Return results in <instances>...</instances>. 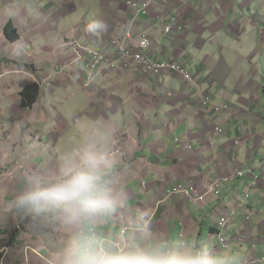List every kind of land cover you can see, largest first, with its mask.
I'll return each instance as SVG.
<instances>
[{
	"label": "crops",
	"instance_id": "obj_1",
	"mask_svg": "<svg viewBox=\"0 0 264 264\" xmlns=\"http://www.w3.org/2000/svg\"><path fill=\"white\" fill-rule=\"evenodd\" d=\"M252 6V0H158L147 15L138 16L134 35L150 36L154 57L186 67L205 89L207 80H223L214 94L231 111L218 118L225 135L215 137L211 115L200 110L201 94L193 96L180 77L157 78H166L160 84L126 72L106 77L105 89L80 111L98 112L96 121L111 129L88 135L104 137L96 148L100 157L111 158L108 150L118 141L121 145L120 158L100 168L118 201L112 214L89 225L101 243L194 249L213 264H264V228L258 231L259 224L241 232L248 211L232 209L240 196L250 195L245 206L255 208L256 222L264 224V184L260 191L251 186V171L264 181V29ZM89 7L106 15L100 28L111 37L117 24L128 25L135 16L125 0H90ZM179 21L184 23L182 32L164 34L163 27ZM254 77L263 82L251 81ZM238 139L242 148L235 145ZM237 171L245 172V178L223 186V196L205 205L168 197L180 185L205 192ZM4 187L0 183V264H52L53 254L74 233L54 219L44 227L34 223L20 229L21 218L28 217L5 205ZM227 207L229 215L236 212L231 217L234 238L230 250H221L217 231Z\"/></svg>",
	"mask_w": 264,
	"mask_h": 264
},
{
	"label": "rangeland",
	"instance_id": "obj_2",
	"mask_svg": "<svg viewBox=\"0 0 264 264\" xmlns=\"http://www.w3.org/2000/svg\"><path fill=\"white\" fill-rule=\"evenodd\" d=\"M252 1L254 18L264 29V0ZM89 3L90 0H0V183L5 186L3 189L5 197L2 199L5 205H12L15 215L28 217L21 218L20 229L31 227L34 222L25 211L16 207L18 197L37 185L51 186L61 182L69 169L74 171L81 169L87 156L100 157V152L96 148L99 145L98 141L104 137L88 135H91L92 131L103 132L111 129L108 125L96 121L98 112L83 115L80 112L81 108L97 99L108 84L105 79L109 74L130 73L123 70L120 63L118 64L117 59L122 56L118 54V49L112 42L126 41V35L130 32L132 42L128 41V44L131 49L137 51L135 43L140 35L145 34L134 35L138 17L133 14L126 27L117 24L116 34L111 37V34L100 28L102 22L107 20L106 15L101 10L89 7ZM127 3L128 0H125V5L130 10ZM179 23L177 33L185 28L182 21ZM10 24L11 27L8 28ZM97 52H101L104 58L108 56V60H115L119 65L118 69L108 74L92 72V54ZM185 69L189 71L186 67ZM132 74L152 78L151 80L157 84L169 76L180 77L186 87L194 92L193 96L196 95V91L197 95L201 94L200 110H208L211 115L212 135L215 137L225 135V130L218 125V118L222 113L231 111L230 106L220 102L218 104L214 94L219 83L222 87L223 80H207L205 89V83H200L195 76L194 82L189 84L179 74H167L169 76L165 75L167 77L163 81H157L154 76ZM251 81L262 83L264 79L260 81L254 77ZM231 82L235 83L236 80ZM28 86L40 90L39 98L34 105L26 103L24 105L21 102V93ZM164 91L171 95L168 89L164 88ZM205 99L211 100V106L204 105ZM262 106L260 112H264ZM225 107L229 108L225 110ZM215 108L222 110L217 113ZM256 118L261 120V116ZM217 128H221L224 134L218 135L215 132ZM177 141L181 142L178 139ZM243 144L242 139L235 142L237 147ZM120 149L118 141V144H113L108 150L111 151L109 154L111 158L107 159L110 166L120 158ZM97 172L105 180L100 168ZM251 172V186L260 191V184L263 185L264 181L262 182L258 174ZM261 199H264L263 196ZM251 200L250 195L240 196L235 206L231 207L237 213L243 210L248 211L247 215L251 213L252 223L248 226L249 222L247 218L245 219L243 225L245 231L241 230L244 233L250 229L249 227L256 228L259 224L258 231H261V227L264 228V224L256 222L258 220L255 217L256 209L251 210L245 206L250 205ZM226 210L229 208H225V213L229 215ZM236 212L229 215L230 222L226 228V233L230 234V248L224 249L219 246L221 250L231 249L234 238L231 217L233 213L235 217ZM10 213L13 214L11 211ZM217 234L219 238L222 236L219 227ZM250 246L256 245L252 243ZM40 250L37 247L35 253L40 255Z\"/></svg>",
	"mask_w": 264,
	"mask_h": 264
},
{
	"label": "clouds",
	"instance_id": "obj_3",
	"mask_svg": "<svg viewBox=\"0 0 264 264\" xmlns=\"http://www.w3.org/2000/svg\"><path fill=\"white\" fill-rule=\"evenodd\" d=\"M109 163L104 157L87 156L84 166L75 171L69 169L61 182L37 185L16 200V207L39 226H47L54 219L64 231L74 233L68 244L53 254L52 264H213L199 250H175L161 245L108 246L92 235L89 225L112 214L118 205L97 172Z\"/></svg>",
	"mask_w": 264,
	"mask_h": 264
},
{
	"label": "built area",
	"instance_id": "obj_4",
	"mask_svg": "<svg viewBox=\"0 0 264 264\" xmlns=\"http://www.w3.org/2000/svg\"><path fill=\"white\" fill-rule=\"evenodd\" d=\"M156 0H128L127 6L132 9L136 16L147 15L155 4ZM178 23L174 22L171 25H166L163 27V32L165 35H171L173 32L177 31ZM131 40V33L128 32L126 35V41L120 40L112 42L116 45L118 49V54L122 57L117 59L118 64L123 70L133 71L135 73L142 74L144 76H161L165 73L174 72L185 78V81L189 84L194 82V77L190 75L186 70L182 69L179 66L174 64H160L155 61L150 56L151 50V41L147 34L140 35L137 41V46L139 51L131 49L128 41ZM125 43V44H123ZM104 55L101 52L92 54V63L91 71L97 74H108L110 72L116 71L118 69V64L115 63V60H108V56L103 57ZM204 105L206 107L211 106V100L205 99ZM229 107H225L227 110ZM222 109L215 108V111L218 113ZM215 132L218 135H223L224 131L221 128H217ZM246 173L243 171H237L233 177L227 178L222 182H217L211 187H209L205 192H200L198 188L194 185H180L175 187L172 191L169 192L172 196H184L189 202L195 204L205 205L212 198L220 199L223 196V184L233 183L236 180H241L245 178ZM255 179L257 176L253 174ZM249 198V197H248ZM248 226L252 223L251 213L247 217ZM230 222V217L227 214H224L219 221V229L222 233L220 239V246L224 249L230 248V234L226 233V228Z\"/></svg>",
	"mask_w": 264,
	"mask_h": 264
},
{
	"label": "trees",
	"instance_id": "obj_5",
	"mask_svg": "<svg viewBox=\"0 0 264 264\" xmlns=\"http://www.w3.org/2000/svg\"><path fill=\"white\" fill-rule=\"evenodd\" d=\"M10 27H11V24L9 25L8 28ZM39 95H40V90L37 87L32 88L31 86H28L21 93V102L24 105L25 103L28 105H34L37 102Z\"/></svg>",
	"mask_w": 264,
	"mask_h": 264
},
{
	"label": "bare ground",
	"instance_id": "obj_6",
	"mask_svg": "<svg viewBox=\"0 0 264 264\" xmlns=\"http://www.w3.org/2000/svg\"><path fill=\"white\" fill-rule=\"evenodd\" d=\"M132 10V9H131ZM133 11V10H132ZM150 12V11H149ZM141 16V15H140ZM138 17V16H137ZM145 34H147V33H145ZM148 35V34H147ZM149 36V35H148ZM149 38H150V36H149ZM150 41H151V50H150V56L155 60V61H157L158 63H160V64H174V65H176V66H179V67H181L180 65H177L175 62H160V60H158L157 58H155L154 57V55H153V53H152V48H153V42H152V39L150 38ZM129 42H132V40H130ZM133 43H135V42H133ZM136 45H137V43H135ZM137 51H139V49H138V46H137ZM182 69H184L183 67H181ZM184 70H186V69H184ZM125 71H127V70H125ZM127 72H130V73H135V72H133V71H127ZM190 75H192V77H194V75H193V73H191L190 71H187ZM135 74H137V73H135ZM167 74H177V73H174V72H169V73H165V74H163V75H161V76H158V77H156V78H162V77H165V75H167ZM155 77V76H154ZM183 77V76H182ZM183 79L185 80V78L183 77ZM168 197L169 198H173V197H179V196H172V195H168ZM181 197H184V196H181ZM185 198V197H184Z\"/></svg>",
	"mask_w": 264,
	"mask_h": 264
}]
</instances>
